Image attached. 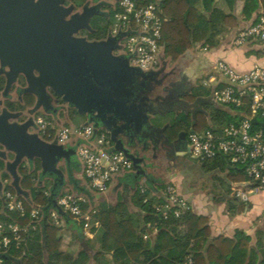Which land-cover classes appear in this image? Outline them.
Here are the masks:
<instances>
[{
	"label": "built area",
	"instance_id": "obj_1",
	"mask_svg": "<svg viewBox=\"0 0 264 264\" xmlns=\"http://www.w3.org/2000/svg\"><path fill=\"white\" fill-rule=\"evenodd\" d=\"M160 2L161 0H146L144 4H139L136 0H118L113 7L111 34L124 35L123 56L131 67L143 72L158 69L164 61L159 42L162 25L167 18ZM231 44L233 47L256 48L260 57L264 58V13L253 24L238 31L231 39ZM207 48L206 46L205 49ZM211 70L213 73L202 84H212L210 91L213 89V103L228 109L231 121L224 126L210 123L207 129L201 131L191 129L186 136L188 153L201 163L223 157L227 169L238 168L245 180L230 184L229 193L236 201L247 203L251 194L264 191V66L255 64L248 71L239 72L228 63L218 60L212 63ZM36 125V133L39 135L40 132L44 139L51 123L38 117ZM74 135L71 137L68 129L62 128L54 138L59 145L72 144L75 147V157L83 176L95 193L104 194L115 175L132 170V162L124 153L116 151L106 154L111 144L104 132H94L93 126L82 125L74 131ZM7 182L4 180L0 189L3 208L23 217V201L16 194L3 189ZM139 192L143 195L147 190L141 186ZM149 200L148 197H143L142 202L147 203ZM84 202L86 201L82 197L74 194H65L56 199L57 207L82 221L85 234L91 237L90 229L97 230L99 224L95 222L90 226V215L83 213L80 207V203ZM151 205L155 215L163 220L178 218L191 210L186 198L172 183L163 187L159 197L151 201ZM30 217L34 222L31 227L0 222V253H5L12 247L18 248L29 235V230L36 229V222L41 217L39 210L33 209ZM48 219L55 226H61V219L56 211H50ZM146 227H152V234L157 231L150 223ZM147 237L148 235L143 236L144 239ZM2 263L3 260L0 259V264ZM186 264H191L190 259Z\"/></svg>",
	"mask_w": 264,
	"mask_h": 264
},
{
	"label": "trees",
	"instance_id": "obj_2",
	"mask_svg": "<svg viewBox=\"0 0 264 264\" xmlns=\"http://www.w3.org/2000/svg\"><path fill=\"white\" fill-rule=\"evenodd\" d=\"M136 1L139 4L146 2V0ZM233 1L226 0L228 6ZM260 1L264 6V0ZM251 2L252 5H245L243 9L247 18L259 7L257 0H251ZM160 5L167 21L162 25L159 46L162 48L164 58L171 61L178 60L193 46L209 44L211 33H219L226 27L236 25L233 15L215 7L214 0H161ZM260 14L256 13L251 24ZM112 16L113 10H110L109 17ZM224 116V113L217 110L209 113L211 124L220 123ZM197 121H199L198 117L191 126L193 130L207 129V124L203 123V120L200 126L197 125ZM53 132L52 127L48 128L45 136L50 134V138L53 139ZM75 165H77L76 162ZM3 167V162L0 161L1 180L8 181L10 176ZM39 167L37 161L36 169L30 173L24 167L18 170L19 186L23 191L28 192L30 199L28 202L19 195L25 208L23 217L7 212L0 201V222L2 223H16L19 226L31 227L34 224L30 217L33 206L41 215L36 222V229L29 230V235L18 248L12 247L5 253H0L2 264H90L88 253L79 251L76 255H71L60 249L62 226L58 227L51 223L48 219L49 212L54 210L62 221H73L81 227L82 221L57 207L56 199L59 189L55 191L54 197H51L54 192L50 187L46 184L40 187V183H36L41 178L37 174ZM203 168L208 172L217 171L225 174L226 181L230 184L245 180L238 168H226L223 157L203 162ZM214 179L218 184L223 182L219 177ZM147 183L152 185L154 181L146 177L145 184ZM3 189L16 194L11 183L5 184ZM147 192L143 195L139 192L142 200L143 197L148 196ZM228 193L229 190L224 191L222 194H216L214 198L224 202L226 211L230 215L244 212L248 202H238ZM152 199L155 200V197ZM152 199L147 203L141 201L140 218L136 216L134 218L127 205L120 200L113 205L98 204L97 211L91 220L92 223L99 224L94 236V241L98 243L95 258H108L110 264H186L188 259L191 264H254L256 261V251L250 245L251 238L243 231L236 230L230 238L224 236L212 238L206 216L196 214L191 209L178 218L170 217L168 220H163L155 215L151 205V201H154ZM80 207L84 213L89 204L86 201L80 203ZM147 223L157 228L155 234H152V227H146ZM144 235H148L147 239L143 238Z\"/></svg>",
	"mask_w": 264,
	"mask_h": 264
},
{
	"label": "flooded vegetation",
	"instance_id": "obj_3",
	"mask_svg": "<svg viewBox=\"0 0 264 264\" xmlns=\"http://www.w3.org/2000/svg\"><path fill=\"white\" fill-rule=\"evenodd\" d=\"M38 1L39 0H33V3H37ZM1 4H3L2 0H0V5ZM28 4V0L20 1V6H27ZM60 6L63 11L55 10L57 14L54 17L49 18L50 22L48 21L46 26L48 31L47 38L45 39L44 44H47L49 49H53L54 52L59 53L63 57L64 63L66 62L68 64L71 77L70 79L65 77V79L62 78V80H59L61 81V84L66 85L68 83L71 87L72 94L77 96L78 93H82V85L83 82H85L89 98L96 99L95 96L98 94L100 96L99 99H102L100 101L101 103H98L101 104L98 108L102 113L107 110L109 105V98L106 95L107 91H111V93L116 92L120 97H123L128 96V91L130 89L135 90L140 98L147 99V101H144L145 110L150 112L172 110V119L166 126L172 130H177L176 136L174 139L170 140L169 137L163 135V139L160 138L161 141L158 142L159 151L165 155L168 160L177 164H180L183 158L189 157L190 155L188 153L186 139L187 132L185 131V128H187L188 122L191 121L193 117L196 118L198 113L202 111L205 107L204 104L210 103L203 99H199V95H201L199 94V91L204 78L202 69L179 71L178 68H173L169 71H164L163 67L160 66L155 71L143 72L135 67H132L131 70L127 68H116L115 70V66L112 70L109 68H100L96 70L94 68L92 69L89 65L83 66L81 57L78 53H73L72 55L67 54L66 48L69 47L71 49L74 47L73 45L76 40L85 39L88 42H95L107 41L108 39L113 38L115 46L111 51V55L123 56L122 42L124 35H112L110 29H107L103 36H99L101 34L98 32V29L94 24V19L98 17L102 19L109 18L108 9L110 5L107 1L63 0ZM85 10L88 14L86 22L87 26L81 28L79 25H81L82 22H77L73 26L71 25V28L74 30L69 35L71 39L70 42L63 39L62 36H66L67 30L70 29V26H67L68 22L76 21L81 17ZM23 11L26 10L23 9ZM64 11H66V14L60 16L59 14L64 13ZM34 41L32 33L29 34L27 40H19L18 38L14 40L10 37L7 41L0 40V116L3 113L8 112L13 115L8 122L17 124L30 123V128L28 129V132L30 133H36V119L41 117V115L50 117L54 120L58 119L60 115L61 117L62 115L63 117L66 116L70 109L77 113V110L73 106L62 101L61 96L54 95L53 91L46 84L48 79H46V82L43 81V83H41V85L43 84L48 99H40L34 90L31 89V84L34 89H38L35 87L40 84L36 79L37 72L35 70L34 56L32 54ZM128 67L131 66L128 64ZM122 86H125V88L126 86L128 87L125 92L122 90ZM148 99L153 100L148 101ZM45 101L47 104H45ZM94 102L95 100H91L88 105L91 114L82 115L85 121H89L90 118L92 119V126L100 120L99 118H96V107L98 104ZM211 105L216 109L217 105ZM179 127H184V130H178ZM96 132H104L109 138L108 131L101 125H99ZM139 135L141 137L142 132H139ZM139 135H133L130 140L135 144L137 152H134L135 150L133 148H130V152L136 159H138L141 166L148 161V156L146 154L148 147L140 140ZM65 147L67 149L75 150V147L72 145H65ZM174 151H184L187 155L183 158L175 157L173 154ZM124 155L132 162L131 172L134 173L135 166L133 160L125 153ZM74 157L75 156L71 157L69 161H65L64 159L58 161V163H63L66 174H68L70 167L75 165ZM13 159L14 154L6 151V149L0 144V161L3 162V166L6 161L11 162ZM37 161V159L33 161L23 159L17 167V173L20 167L26 168L29 173L34 171L36 169ZM194 162L195 163H190L189 167L195 165L204 177L211 178L213 173L211 174L206 171L203 168V163L198 162L197 160ZM175 166L181 170L183 169L181 165ZM58 168L60 167L58 166ZM139 171H141L140 168ZM37 172H39L41 178L49 177L48 175L42 176L41 166ZM53 178L55 177L53 176ZM3 181L4 180H1L0 171L1 187ZM55 181L53 190L51 187L54 181L52 180L50 183V189L54 193L60 188L59 180L56 179ZM9 183H12L11 177Z\"/></svg>",
	"mask_w": 264,
	"mask_h": 264
},
{
	"label": "water",
	"instance_id": "obj_4",
	"mask_svg": "<svg viewBox=\"0 0 264 264\" xmlns=\"http://www.w3.org/2000/svg\"><path fill=\"white\" fill-rule=\"evenodd\" d=\"M2 1L3 4L0 5V40L7 41L9 37L14 40L16 38L19 40H27L30 33L33 34L35 40L32 54L37 72L36 79L40 84L35 87L38 89H34L31 84V89L34 90L40 99H48L43 84L41 85L43 81L46 82V79H48L46 84L53 91L54 95L61 96L62 101L73 106L79 115H90L91 111L88 105L91 100H95L94 103L98 104L102 99H99L100 96L98 94L96 95L97 97L95 96L96 99H90L86 91L87 85L85 82L82 85V93H78L77 96L72 94L71 87L68 83L62 85L59 80H62V78L65 79V77L70 79L71 77L68 64L66 62V64L64 63L63 57L59 53L54 52L53 49L48 48L47 44H44L47 38L48 31L46 26L49 18L57 14L55 10H62L60 4L63 0H39L37 3H33V0H28L29 4L27 6H20V1L23 0ZM23 9L26 11H23ZM65 14L66 11L59 15L64 16ZM87 19L88 14L85 10L76 21L68 22L67 26L69 25L70 29L67 30L66 36L61 35L63 39L70 42L69 35L74 30L71 28V25L73 26L77 22H82L79 26L85 28L87 26ZM73 46L71 49L69 47L66 48L67 54L72 55L73 53H78L83 66L89 65L92 69L94 68L96 70L100 68H109L112 70L114 66L115 70L116 68L132 69V67H128V61L124 56L111 55V51L115 46L113 38L107 41L95 42L78 39L74 42ZM122 88L125 92L128 87L126 86L125 88V86H122ZM106 95L109 98V105L104 113L98 108L101 104L97 105L96 118L100 120L94 123V132H96L99 125L108 131L112 145L106 150V154L120 151L130 157L135 166V172H130L133 175V181L138 182L140 180L138 176L142 172L139 171L140 163L138 159L130 152V148H133L135 150L134 152H137L135 144L130 140L133 135H139V132L142 131L144 126L151 125V121L146 114L147 110L144 108V101L147 99L140 98L136 91L131 89L128 91V96L120 97L118 93H111V91H107ZM45 104H47L46 101ZM216 109L230 113L224 107L217 106ZM12 116L8 112L0 116V144L6 151L14 154V159L11 162L6 161L4 163V170L12 179L11 184L16 191V195L24 197L29 202L28 193L23 191L19 186L20 177L17 173V167L21 161L23 159L29 161L37 159L40 162L42 176L48 175L49 177L47 179L50 182L52 180L54 181L51 187L53 190L56 179L59 180L60 187L64 183V171L58 168V161L60 159L69 161L71 157L75 156V150L67 149L65 146L59 145L55 138L49 142L39 137L37 133L28 132L30 123L17 124L8 122ZM252 122L254 123L255 121L253 120ZM91 123L92 119L90 118L89 121H85L84 125H91ZM144 183H146V179ZM54 195L55 193L51 197H54ZM74 195L78 196V193H74Z\"/></svg>",
	"mask_w": 264,
	"mask_h": 264
},
{
	"label": "crops",
	"instance_id": "obj_5",
	"mask_svg": "<svg viewBox=\"0 0 264 264\" xmlns=\"http://www.w3.org/2000/svg\"><path fill=\"white\" fill-rule=\"evenodd\" d=\"M257 3L259 5L258 9L253 12L249 18H247V15L246 13H244L243 9L245 5H252L251 0H234L230 6H228L226 0H214L215 7L223 10L225 13H230L231 15H233L236 20V25L233 27H226L219 33H211L209 35V44H206L204 46L197 45L191 47L176 61L165 59L162 53V48H160L161 55L164 58V61L161 64L163 70L169 71L173 68H178L179 71H186L189 69H202L204 81L213 73L210 66L212 65V63L218 60H222L228 63L231 67L239 72L248 71L255 64L264 66V58L260 57V54L256 50V48L248 46L233 47L231 44V39L234 37V35L238 31L249 26L255 19L256 13H264V6L262 2L260 0H257ZM206 46L208 47L207 49H205ZM199 94H201L199 95V99L210 102L204 104V106L214 104L211 99V91L209 94H203L201 91H199ZM152 100L153 99H148V101ZM146 114L151 121V125L144 126L142 128V135L141 137L139 135V138L148 147L146 151L148 161L140 166V170L142 172V174H139L138 176L140 177V180L138 182L133 181V175L131 172H124L115 175L111 180V183L107 190V192H109V195H105V201H102V198L104 197L103 195H99L94 192L96 203H103L106 205L110 203L115 204L117 199L120 198L121 202L127 205L129 212L132 215L140 218L142 214V211L139 207L140 204H134L131 199L134 191H136V185L140 184V186H142L141 184H143L144 186V180L146 179V177H150L151 179H153L154 184H152L150 188H147L146 186L144 187L148 191L147 197L149 199L155 197L156 199L157 197H159L163 187L167 185L164 184L165 182H163L165 178L166 180L175 182V185L179 189V193L186 198L191 209L196 214L203 215L208 218V224L210 227L212 238L217 236L230 238L234 235L236 230H241L246 235L250 236V245L254 247L257 259L264 260V256H262L264 255V191L250 195L247 209L244 212L235 215H230L228 213L226 214V207L224 202L214 198V196L216 194H222L224 191L220 190V187L224 184L230 186V182L226 181L225 174L217 171H212L209 172L211 174L213 173L212 177H219L223 182L221 184H218L217 182L219 189L217 190L216 188V192L212 197L213 199L211 205H208V202L203 200L200 195L189 191L191 187L190 183L187 187L183 186L185 182L188 183L186 171L189 167L190 162L187 160L188 157L183 158L187 154L184 151H174L173 154L175 155V157L183 158L181 163L177 164L171 160H168L165 155H163L159 151L158 142L163 139V135L169 137L170 140L174 139L176 136L177 130H172L168 126H166L172 119L173 111H147ZM170 114L171 118L168 117V115ZM197 117H199V119H201V117H205L208 123L206 124L210 125L211 121L209 119V113L207 112V109L205 107L200 113H198ZM196 118L193 117L191 121H187L188 125L187 128H185V131L187 133L192 129L191 126L195 123ZM178 130H184V127H179ZM74 161L77 163V165L70 167V169L68 170V174H66L64 171L65 180L63 185L59 188V192L61 193L62 188L69 184L80 197H82L85 201H89L88 195L91 190L89 189L87 180L83 176L81 166L77 162L76 157H74ZM175 165H181L183 169L181 170ZM214 181L217 180L214 179ZM36 183H40V187H43L48 183L50 187L51 182L47 178H40ZM80 194L84 196H81ZM209 206H216V209L213 210ZM33 208L36 209L35 206H33ZM61 226V232L66 230L69 233L72 232L74 235L70 236H77L78 240L81 241L80 245L83 246V242L85 240L82 236L83 228L78 223L73 221L67 222L61 220ZM92 229H90L91 237H88L89 239H86V245H89V243H91L94 239L93 236H95L97 230ZM88 247V255H95L97 249H93L91 246Z\"/></svg>",
	"mask_w": 264,
	"mask_h": 264
},
{
	"label": "rangeland",
	"instance_id": "obj_6",
	"mask_svg": "<svg viewBox=\"0 0 264 264\" xmlns=\"http://www.w3.org/2000/svg\"><path fill=\"white\" fill-rule=\"evenodd\" d=\"M99 1V0H98ZM102 1V0H100ZM103 1H107L109 3V11L110 10H113V7L116 6L117 4V1L118 0H103ZM94 24L96 26V28L98 29V32L101 34L99 36H103V34L107 31V29H110L113 28V16L108 19H102V18H95L94 19ZM124 43V41L122 42V44ZM247 56V55H246ZM248 57V56H247ZM211 68V66H210ZM206 80V79H205ZM212 84L210 83H207L206 86H203L201 85L202 88H200V91L203 93V94H209L210 93V86ZM218 106V105H217ZM219 107H224V106H219ZM205 108L207 109V112L208 113H213L214 110H217L215 109L212 105H205ZM225 108V107H224ZM219 111V110H217ZM221 113H224V118L221 120V122H216L214 123V125H219V126H224L225 124H227L228 122L231 121V117L229 116V114H227L226 112H223V111H220ZM168 117L171 118V114L168 115ZM41 118L46 121V122H52L51 124V127L54 129V132H53V138L55 136V134L61 130L62 128H67L68 131H69V134L71 135V137H74V131L81 127L82 125H84L85 123V120H84V117L82 115H79L77 114L74 110L70 109L69 112H67V115L63 117H61V115L59 116L58 119H51L50 117H45L43 115H41ZM199 119V117H198ZM203 120V123H207V119L204 117L201 119H199V121H197V125L200 126L201 122ZM208 124V123H207ZM210 125H207V128L209 127ZM50 126L48 128H51ZM39 135L40 137H42L41 133L39 132ZM44 139L46 141H52L53 139L50 138V134L48 136H45ZM190 163H195L194 161H196L195 159H193L191 156L188 157L187 159ZM102 161H104V159H102ZM58 166L61 168V170L64 171V165L62 162H60L58 164ZM187 177H188V183L185 182V184L183 185L184 187H187L188 184L190 183L191 187H190V192L192 191V193H197L198 195L201 196V198L205 201L208 202V205H211V202H212V197L214 196L215 192H216V188L217 190L219 189L218 185H217V181H214V177L211 176L212 179L210 178H206L204 177V175L201 173V171L194 165V166H191V167H188L187 171ZM37 174L39 175V172H37ZM163 182H165L164 184H168V183H172L175 185V182H172V181H169V180H166L164 178ZM8 183H9V180H8ZM48 187H49V184L47 183L46 184ZM89 185V184H88ZM142 187L146 186L147 188H150V186H152L151 184H141ZM186 185V186H185ZM139 187L140 184H137L136 185V191H134V194L132 195V202L136 205L140 204L141 201H142V198H141V195L139 194ZM176 187V185H175ZM109 188V187H108ZM177 188V187H176ZM222 191H228L229 190V186H227L226 184L222 185L220 187ZM90 189V187H89ZM186 189V188H185ZM91 192L89 193L88 197H89V202L88 200V204H89V207L88 209L84 212L85 214H89L90 215V226L92 227V216L94 215V212L96 213L97 211V208H98V204L99 203H96L95 201V197H94V191L92 189H90ZM76 193V191H74L71 187V185H67L65 187L62 188L61 190V193L59 192V195L58 197L62 196V195H65V194H69V195H72ZM84 194V193H83ZM229 196H230V193H228ZM81 196H84L82 194H80ZM104 197L102 198V201H105V195H109V192H105L104 194H102ZM79 196V195H78ZM114 198V197H113ZM121 201V199H117V201ZM116 201V202H117ZM115 202V203H116ZM106 205V204H105ZM108 205H113V204H108ZM211 207L213 210L216 209V206H209ZM225 213L227 214L228 212L225 211ZM135 218V216H133ZM98 231V229H97ZM61 233V236H62V242L60 244V249L65 251V252H68L70 253L71 255H76L79 251H84L87 253V250L89 249L88 246H91L93 249H97L98 248V243L94 241L89 243V245H86L85 242L87 243V240L86 239H89L86 234H85V231L84 229H82V236L83 238L85 239L84 240V244L83 246L80 245V242L77 238V236H70V235H74L72 232L69 233L67 230L66 231H62L60 232ZM94 237V236H93ZM90 256V264H110L109 263V259L108 258H95V255H89ZM264 256V255H262ZM261 257V256H260ZM264 264V260L261 259L259 261V259H256V261L254 262V264ZM62 264H67V263H62Z\"/></svg>",
	"mask_w": 264,
	"mask_h": 264
}]
</instances>
